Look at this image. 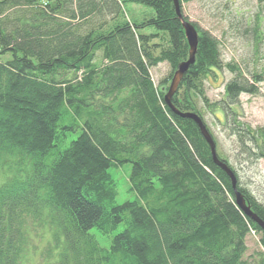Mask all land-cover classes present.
<instances>
[{
	"label": "trees",
	"instance_id": "trees-1",
	"mask_svg": "<svg viewBox=\"0 0 264 264\" xmlns=\"http://www.w3.org/2000/svg\"><path fill=\"white\" fill-rule=\"evenodd\" d=\"M177 1L189 22L182 5L194 0ZM191 24L195 60L171 108L164 87L189 50L174 0H0V264H264L246 244L253 231L264 250V233L196 123L174 112L212 135L202 111L221 110L241 153L264 159V127L232 108L259 79L223 64L218 40ZM162 63L171 71L156 85L150 69ZM224 68L234 77L217 106L204 82ZM126 164L135 198L116 204L108 170Z\"/></svg>",
	"mask_w": 264,
	"mask_h": 264
},
{
	"label": "rangeland",
	"instance_id": "rangeland-1",
	"mask_svg": "<svg viewBox=\"0 0 264 264\" xmlns=\"http://www.w3.org/2000/svg\"><path fill=\"white\" fill-rule=\"evenodd\" d=\"M127 7L129 8V5ZM130 8L135 12L141 10L132 5ZM182 13L189 22L209 32L218 40L223 64H235L250 82H253L252 75H257L259 82H255L256 93L241 94L238 103L232 108L236 112L235 118L238 122L248 124L252 129L264 127V1L194 0L182 5ZM170 71L169 65L162 63L151 68L150 75L157 85ZM214 75L215 77L209 76L204 82L205 96L209 103L223 106L224 103H221L224 100L223 87L233 79L234 73L224 68ZM169 85L170 82L164 87L165 94ZM202 112L211 136L216 141L218 155L235 169L242 186L264 204V159L254 160L241 153L236 137L229 131L231 119L225 123L221 110L217 109L214 114ZM108 171L117 183L115 203L123 204L134 200V193L127 190L130 164L121 168H110ZM90 232L96 236L102 247L108 248V240L100 236L94 228ZM259 239L260 236L253 231L248 235L246 239L248 257L260 251L264 252Z\"/></svg>",
	"mask_w": 264,
	"mask_h": 264
},
{
	"label": "water",
	"instance_id": "water-1",
	"mask_svg": "<svg viewBox=\"0 0 264 264\" xmlns=\"http://www.w3.org/2000/svg\"><path fill=\"white\" fill-rule=\"evenodd\" d=\"M174 5H175L176 15L181 21V26L183 28L184 36H185L189 50H188V59L184 62H181L177 66V69L174 71L173 76L171 78L167 93L164 95V98H163L164 103L169 107H171V99L173 95L176 93V91L178 90V87L182 81L184 74L187 72L189 66L194 63L195 54H196L197 45H198V33L196 29L190 22H186L182 19L180 15V9H179V4L177 0H174ZM174 112L180 117L191 119L196 123L202 136L204 137V139L207 141L208 145L210 146V151H211V155H212L214 163L218 167H220V169L223 172H225L226 175L230 179V182L235 192L236 204L245 213L247 217H249L255 224L259 226V228L264 233V222L250 210L243 196L239 192L236 191V177L232 173L229 166L218 158L216 154V145L210 133L206 129L205 125L203 124L202 120L198 117V115L191 113V112H187L184 114L178 113L177 111H174Z\"/></svg>",
	"mask_w": 264,
	"mask_h": 264
}]
</instances>
